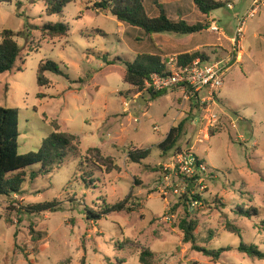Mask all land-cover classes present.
I'll return each instance as SVG.
<instances>
[{"label":"rangeland","instance_id":"obj_1","mask_svg":"<svg viewBox=\"0 0 264 264\" xmlns=\"http://www.w3.org/2000/svg\"><path fill=\"white\" fill-rule=\"evenodd\" d=\"M229 1L233 8H218L207 18L189 9L192 0H145L150 16L159 14L160 2L175 20L177 8L184 6L193 23H209L208 29L188 35H149L110 11L95 9L99 0H75L54 15L46 14L43 0L0 3V42L9 29L22 48L16 67L0 74V105L19 109V152L38 151L57 127L79 137L61 164L28 177L20 193L0 195V264H81L83 258L86 264H142L147 248L154 252L153 264H264L238 250L242 240L264 250V0L253 16L248 13L255 0ZM244 18L242 59L231 64L217 90L220 120L202 142L198 139L206 130L193 121L202 112L193 104L188 110L178 105L179 88L151 100L148 91L135 92L125 81L124 61L143 53L164 59L197 51L205 59L225 57ZM213 20L220 32L210 29ZM56 22L68 24L67 36L42 32L44 24ZM161 43L164 50L157 46ZM42 60L56 61L64 72H46L47 86L37 80ZM182 110L186 127L178 146L194 152L206 169L194 182L177 172L178 147L167 154L158 147L182 121ZM133 147L150 148L151 154L132 162L128 151ZM113 164L120 169L108 172ZM39 167H29L28 173ZM89 172L93 181H87ZM129 194L134 211L87 218V209L102 210ZM53 200L62 202L56 211L24 210ZM192 200L199 204L191 207ZM253 207L258 215L238 213ZM184 218L198 220V245L232 249L217 261L194 250L178 227ZM228 222L240 227L242 236L229 231Z\"/></svg>","mask_w":264,"mask_h":264},{"label":"trees","instance_id":"obj_2","mask_svg":"<svg viewBox=\"0 0 264 264\" xmlns=\"http://www.w3.org/2000/svg\"><path fill=\"white\" fill-rule=\"evenodd\" d=\"M13 0H0V3H11ZM45 3V12L47 15L60 14L64 11L68 4L75 0H43ZM229 0H194L197 8L204 14L209 15L213 10L228 5ZM159 8V14L150 16L148 14L145 0H99L94 6L97 10L110 11L119 21L126 22L134 27H140L149 34L155 33H176L182 35L194 34L209 28L208 22L189 23L185 19L175 20L171 18L160 2H156ZM42 32L46 36H67L70 28L64 22L46 23L42 27ZM103 33V30H98ZM21 45L15 38L14 31L5 29L2 33V41L0 42V74L13 70L21 55ZM198 56L206 58L201 52H184L178 55L181 63L192 61ZM122 61V59H121ZM126 64L125 81L132 86V90L138 93L145 91L146 81L154 72H163L166 69L164 58L158 53L139 54L134 61H124ZM46 72L64 74L59 64L53 60H42L38 67L37 80L39 85L47 86L51 80L47 77ZM69 78V76H66ZM151 100L168 94V90L148 89ZM144 97V96H143ZM19 109L15 107H5L0 105V195L11 196L22 191V184L28 177L34 179L39 174H46L50 166L61 164L69 155L73 148L74 142L79 140L75 134L61 131L57 127L42 142L38 151H30L28 153L19 152ZM186 119H183L178 125L172 126L164 138L158 144L160 150L167 154L178 147V142L185 132ZM88 151H92L89 149ZM100 152V149L97 148ZM151 154L150 148L133 147L128 151L130 161L141 163ZM111 160V159H109ZM39 164V170L28 173L29 167ZM120 166L113 164L108 166L107 171L119 170ZM88 180L93 181V172H89ZM201 199L199 195L195 196ZM132 194H129L123 200L108 205L102 210L95 211L92 208L87 209L86 216L89 220H101L113 212L135 210L133 204L130 203ZM62 202L58 200L39 202L29 204L24 207L28 213H43L47 211H56ZM238 213L243 216L251 217L259 214V210L253 208H239ZM199 225L198 220L182 219L178 227L183 232V240L185 243H192L194 250L202 252L204 255L217 261L222 254L232 249L231 246H223L221 248H209L208 246H200L197 244L196 229ZM264 227V221H263ZM227 229L237 233L240 236L241 229L235 224L227 223ZM208 237L206 242L210 241ZM238 250L247 254L250 258L264 260V250L254 243H246L241 241ZM154 252L149 248L143 250L140 255L142 264H153ZM81 264H86L83 258Z\"/></svg>","mask_w":264,"mask_h":264},{"label":"built area","instance_id":"obj_3","mask_svg":"<svg viewBox=\"0 0 264 264\" xmlns=\"http://www.w3.org/2000/svg\"><path fill=\"white\" fill-rule=\"evenodd\" d=\"M233 8V4H228ZM260 1L255 0L253 7L248 15L253 16L259 11ZM245 18L240 21L235 36L231 38L233 49L225 57L219 59H205L198 56L192 61L181 63L178 56H168L164 59L166 69L163 72H154L146 81L145 91L153 90H170L179 88L184 100L196 106L202 113L196 116L195 125H201L206 130L204 138H199L202 142L208 138L210 129L217 128L220 117L215 112L219 98L217 90L224 84V78L227 70L234 61H237L239 47L241 49V40L244 34ZM213 32H220L216 21L210 25ZM235 125V124H234ZM155 129H158L156 126ZM177 172L184 179L196 181L202 176L205 167L201 160L194 152H178L175 154ZM199 204L198 200H192L190 205L194 207Z\"/></svg>","mask_w":264,"mask_h":264},{"label":"crops","instance_id":"obj_4","mask_svg":"<svg viewBox=\"0 0 264 264\" xmlns=\"http://www.w3.org/2000/svg\"><path fill=\"white\" fill-rule=\"evenodd\" d=\"M192 1H194V0H192ZM189 9H191L193 12H195L196 14L198 13V11H199V13H202V15L204 16V15H206V17L208 18V15L207 14H204L203 12H201L198 8H197V6L195 5V3L193 2V5L189 8ZM177 11L178 12H176V17H177V20L178 19H185L186 21H188L189 23H193V21H191L190 19H189V16H188V8L186 7H184V6H180V8L178 9L177 8ZM199 15V14H198ZM171 18H175L174 17V15H172V14H170L169 15ZM213 21H215V20H213ZM212 21V22H213ZM200 22H202V21H200ZM212 22H210V23H212ZM196 23V22H195ZM168 44V43H167ZM166 44V45H167ZM157 46H161V50H164V47H163V43H161V44H157ZM242 47V46H241ZM199 47H196V49H198ZM240 53H238V56H237V61L239 62L241 59H242V56H243V50H242V48H241V51H239ZM182 53V52H181ZM184 53V52H183ZM179 53H176L175 55H178ZM182 94V93H181ZM180 94V95H181ZM177 103H178V105L182 108H184V109H187L188 110V107H190V103L188 102V101H186V100H184V99H182V101L181 102H179L178 100H177ZM186 115H187V111H185V110H182L181 112H180V114H179V116H178V118H180V120H183L184 119V117H186ZM195 119V118H194ZM172 126H175V125H172ZM171 126V127H172Z\"/></svg>","mask_w":264,"mask_h":264},{"label":"water","instance_id":"obj_5","mask_svg":"<svg viewBox=\"0 0 264 264\" xmlns=\"http://www.w3.org/2000/svg\"><path fill=\"white\" fill-rule=\"evenodd\" d=\"M141 101H142V102H146V101H145V98H144L143 96L141 97Z\"/></svg>","mask_w":264,"mask_h":264}]
</instances>
